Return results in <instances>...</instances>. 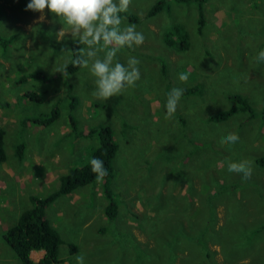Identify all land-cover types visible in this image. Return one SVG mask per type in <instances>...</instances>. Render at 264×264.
<instances>
[{"label":"rangeland","instance_id":"obj_1","mask_svg":"<svg viewBox=\"0 0 264 264\" xmlns=\"http://www.w3.org/2000/svg\"><path fill=\"white\" fill-rule=\"evenodd\" d=\"M157 1L132 0L129 12L138 22L122 19L121 27L135 24L146 37L117 53L125 66L130 57L140 61V79L122 95L101 100L92 95L89 69L61 70L74 42L67 25L47 9L39 21L41 13L25 11L30 0H0V36L14 37L6 49L0 44L7 155L0 163V264H24L5 242V231L32 205L30 196L46 197L63 174L89 159L99 140L86 133L101 124L111 126L117 143L110 179L116 219L104 212V179L58 197L44 213L64 241L53 264H77V255L84 264H264V167L255 162L264 155V62L256 60L264 50V0H207L201 31L194 1L166 0L147 17ZM173 25L186 31L185 48L167 45ZM181 72L187 82L180 81ZM37 73L42 77L30 75ZM173 88L197 91L183 93L168 118ZM31 92L42 100L27 99ZM232 93L244 96L253 112L213 121L240 106ZM70 96L77 99L72 114L80 136L69 121ZM55 104L60 116L53 124L31 120ZM229 133L240 138L231 147L220 142ZM18 144L24 145L22 158ZM242 160L252 161L247 181L228 171L230 162ZM30 257L38 262L42 253Z\"/></svg>","mask_w":264,"mask_h":264},{"label":"trees","instance_id":"obj_2","mask_svg":"<svg viewBox=\"0 0 264 264\" xmlns=\"http://www.w3.org/2000/svg\"><path fill=\"white\" fill-rule=\"evenodd\" d=\"M181 1V0H179ZM184 1H194L198 7L199 20H198V30L201 31L205 24V17L203 16L204 3L207 0H184ZM166 3V0H158L155 2L146 12V16L150 17L158 12H160ZM122 19L130 23L138 22V17L133 13H121ZM178 35L176 42L172 38ZM13 37V36H12ZM12 37L0 36V44L3 49H6L8 45L12 42ZM167 45H173V43L178 44L179 47L185 48L187 46L188 36L186 31H184L181 25H173L167 30L166 33ZM14 38V37H13ZM174 44V45H175ZM71 52L70 59L62 66V72L66 74L74 73L80 69V67L73 66V61L79 56V49L82 45L78 42H71L69 44ZM32 77H42L39 73L30 74ZM197 91L196 88H188L184 90V94H191ZM27 99L38 102L43 98V94L37 92H31L25 94ZM229 98L233 99L235 102L239 103L238 108H231L222 111L211 117L213 121H224L230 118L236 111H252L250 104L246 98L240 94H230ZM77 104V99L70 96L69 107L70 113L68 114L70 124L72 125V132L75 135H83L82 132H77V122L73 117L72 112L75 110ZM60 116V109L57 104H55L49 113L42 114L40 116L34 117L32 121L44 125L50 126L53 124ZM97 135L98 144L90 151L89 159L79 166L70 168L69 171L60 177V183L57 189L52 191L46 197H39L32 195L30 196L31 206L23 210L16 223L10 226L4 233V240L10 246V248L15 253L16 257L24 264H53L60 260L59 251L61 245L64 243L59 231L52 226L51 222L45 217V208L52 204L58 197L63 195H68L75 191L77 188L95 183L96 174L91 170L90 161L92 158L96 157L104 162V167L107 169V175L104 177L103 182V194L107 200L105 206V215L109 221L116 219L118 212V203L114 199L113 191L110 187V179L114 175V168L112 165V160L117 153V143L114 139L113 129L108 124H101L99 127L92 128L86 133V136ZM4 136L5 130L0 127V163L4 162L7 158L6 150L4 146ZM23 144H18L16 146L15 153L18 158L23 157ZM258 166L264 167V155L258 156L255 160ZM69 246L70 253H75L76 245L67 244ZM43 250L44 254L39 259L38 262H34L31 257V251Z\"/></svg>","mask_w":264,"mask_h":264},{"label":"clouds","instance_id":"obj_3","mask_svg":"<svg viewBox=\"0 0 264 264\" xmlns=\"http://www.w3.org/2000/svg\"><path fill=\"white\" fill-rule=\"evenodd\" d=\"M131 4L132 0H30L25 11L41 13L38 20L43 21V13L47 9L70 28L74 41L78 40L79 44L88 46L87 49H79V56L73 61V66L89 69L95 77L96 85L92 95L97 99L108 100L122 95L140 79V61L137 58L130 57L127 66L117 59L121 49L140 46L146 39L142 32L136 30L135 24L121 27L120 14L129 12ZM59 34L64 35L63 29ZM256 60L258 63L264 62V50L258 52ZM179 79L187 82L189 75L181 72ZM183 93L184 89L173 88L167 94L168 118L175 114ZM239 139L238 134L229 133L220 142L231 147ZM90 164L97 182H103L107 175L103 160L94 157ZM228 171L242 174V179L247 181L252 175V161L230 162ZM76 260L77 264H84L83 255H77Z\"/></svg>","mask_w":264,"mask_h":264},{"label":"crops","instance_id":"obj_4","mask_svg":"<svg viewBox=\"0 0 264 264\" xmlns=\"http://www.w3.org/2000/svg\"><path fill=\"white\" fill-rule=\"evenodd\" d=\"M40 252L42 253V256H43L44 251L43 250H40ZM33 253H35V251H31L30 256H32Z\"/></svg>","mask_w":264,"mask_h":264}]
</instances>
